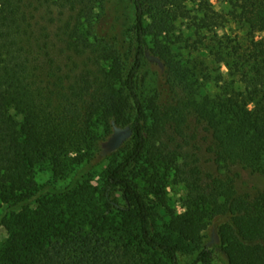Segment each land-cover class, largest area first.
<instances>
[{"label": "trees", "instance_id": "trees-1", "mask_svg": "<svg viewBox=\"0 0 264 264\" xmlns=\"http://www.w3.org/2000/svg\"><path fill=\"white\" fill-rule=\"evenodd\" d=\"M131 1L129 58L75 33L74 49L95 48L108 69L73 81L37 31L32 0H0V264H180L184 242L199 249L195 264H211L201 234L216 217L226 219L227 264H264V192L248 198L204 180L165 141L169 130L185 140L193 116L216 163L264 175V0H220L222 11L209 0ZM148 57L170 101L138 94ZM206 83L214 96L202 94ZM100 127L125 128L126 141L93 187L82 164ZM171 179L185 187L180 213L167 204Z\"/></svg>", "mask_w": 264, "mask_h": 264}, {"label": "rangeland", "instance_id": "rangeland-1", "mask_svg": "<svg viewBox=\"0 0 264 264\" xmlns=\"http://www.w3.org/2000/svg\"><path fill=\"white\" fill-rule=\"evenodd\" d=\"M217 11H222L224 5L220 0H209ZM32 14L37 23V31L49 34L51 53L57 58L58 64L63 71L70 75L73 81H78L76 75L91 72L93 78L100 75L101 70L108 69V63L104 62L96 53L95 48L80 51L74 49V42H77V33L83 40L99 47H113L119 52L122 59L127 60L131 54L130 30L133 23V6L131 0H32ZM42 29H41V28ZM183 29V25H178ZM130 61V59H129ZM129 63V62H128ZM221 72L226 69L222 67ZM80 77V76H79ZM76 79V80H75ZM137 91L144 103L157 100L158 102L170 101L172 94L168 90L162 75L161 68L156 60L148 57L143 69L137 78ZM218 88L212 84H204L203 95L214 96ZM93 95L87 96L91 101ZM20 122L22 118L16 115ZM204 126L197 124L191 116L186 126V139L181 140L175 137L169 130L165 141L172 149L180 150L186 158L187 164L198 168L204 180L217 179L231 183L234 192L239 196L254 198L264 192V175L253 173L240 165H220L216 163L210 153V140L204 131ZM96 138L91 157L85 158L82 164V181L88 182L90 186L97 187L100 176L109 163L110 158L126 141L123 134L125 128L114 127L111 130L100 127L96 131ZM88 174V175H85ZM43 183L48 180L44 175ZM90 182V183H89ZM138 189L145 194L147 185L144 180L137 179ZM167 204L176 212H182L185 200V187L183 183L175 182L173 179L168 183ZM149 199L152 200L150 197ZM156 214L158 209H154ZM223 217H216L207 222L205 230L201 234V247H206L211 253V264H227L223 253V247L218 235V230L225 223ZM157 234L166 237L164 220L160 217L154 220ZM7 241V233L0 228V245ZM179 242V240H175ZM179 247L178 256L180 264H195L194 260L199 252L184 242ZM190 247V248H189Z\"/></svg>", "mask_w": 264, "mask_h": 264}]
</instances>
